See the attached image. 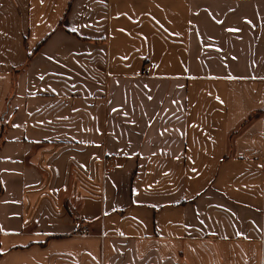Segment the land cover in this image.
Listing matches in <instances>:
<instances>
[{
    "label": "crops",
    "instance_id": "crops-1",
    "mask_svg": "<svg viewBox=\"0 0 264 264\" xmlns=\"http://www.w3.org/2000/svg\"><path fill=\"white\" fill-rule=\"evenodd\" d=\"M0 264H264V0H0Z\"/></svg>",
    "mask_w": 264,
    "mask_h": 264
}]
</instances>
